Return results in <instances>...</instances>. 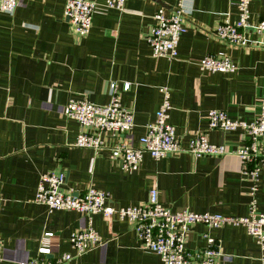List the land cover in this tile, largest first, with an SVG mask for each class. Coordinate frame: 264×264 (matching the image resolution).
<instances>
[{
	"label": "crops",
	"instance_id": "crops-1",
	"mask_svg": "<svg viewBox=\"0 0 264 264\" xmlns=\"http://www.w3.org/2000/svg\"><path fill=\"white\" fill-rule=\"evenodd\" d=\"M90 31L79 36L63 15L65 0H19L13 13L0 12V264H21L37 255L44 232L55 260L66 252L69 264H165L141 246L133 223L115 214H92V226L105 239L82 254L70 233L87 225L83 213L52 209L33 200L41 172L63 170L64 189L85 190L89 183L110 192L114 205H133L148 197L150 186L173 210L190 208L230 215L249 214L251 180L242 171L235 149L241 129H209L206 112L222 108L233 117L250 118L259 110L264 86V45H235L216 37L217 23L238 17L234 0H182L186 29L177 55L154 56L145 39L153 13L164 6L169 14L178 0H125L122 9L93 0ZM264 17V0L250 2V21ZM264 39V33L252 32ZM228 54L234 71L208 72L198 65L205 54ZM117 82L120 101L133 108L131 141L138 144L145 124L161 101L159 86L170 89L169 121L182 146L207 131L211 141L224 143L223 154L195 156L189 151L154 158L145 152L135 170H126L104 148L75 145L80 126L62 111L70 96L84 93L94 102H109V82ZM129 87L124 89L123 82ZM123 134L108 138L113 143ZM264 151V137L260 140ZM264 211V170L257 189ZM207 232L221 242L216 264H264V246L244 224L209 227L196 223L187 234L191 250L206 243Z\"/></svg>",
	"mask_w": 264,
	"mask_h": 264
},
{
	"label": "built area",
	"instance_id": "built-area-1",
	"mask_svg": "<svg viewBox=\"0 0 264 264\" xmlns=\"http://www.w3.org/2000/svg\"><path fill=\"white\" fill-rule=\"evenodd\" d=\"M252 0H234L238 7V17L225 18L217 23L213 34L235 45H264V39L254 37L252 32L264 33V17L257 22L250 21V2ZM125 0H104L106 7L122 9ZM19 0H0V12L13 13ZM93 0H65L63 15L69 29L85 36L90 31L95 9ZM182 0L166 14L164 6H159L153 13V23L145 33V39L154 56H166L173 59L177 55V45L181 33L186 29L183 16ZM198 65L208 72L234 71L238 63L228 54H205L198 58ZM130 83L123 82V88ZM161 101L154 117L145 124L144 132L138 138V144L131 141L130 132L134 125L133 108L123 104L117 92V82H109L110 100L106 103L91 101L86 94L70 96L62 106L63 113L77 120L80 130L74 144L87 146L95 152L107 148L109 156L121 163L126 170L138 168L145 152L158 158L173 152L186 150L195 156L202 154H223L228 151L224 143L209 139L207 131H199L191 138L188 146H182L169 121L172 106L170 89L159 86ZM259 110L250 118L233 117L222 108L207 110L209 129L224 131L241 129L243 141L235 149L241 158L242 171L252 184V197L249 202V214L230 215L212 211H195L190 208L173 210L163 204L158 197V189L150 186L146 200L133 205H114L110 192L89 183L85 190L73 192L64 189L66 174L63 170H46L40 173L33 200L45 204L49 210L73 209L84 214L87 225L76 228L69 235V241L77 254H82L94 246H99L105 239L92 226V214L101 213L105 218L116 215L129 219L137 232L141 246L157 253L165 264H216L222 254L221 242L207 232L202 233L206 243L191 250L186 246L187 234L196 223L209 227L226 224H244L248 231L264 246V211L258 207L256 196L262 171L264 170V151L260 140L264 137V86L258 100ZM123 134V138L109 143L108 138ZM4 198L0 195V205ZM44 232L40 239L37 255L21 261V264H69L72 254L64 253L55 260L46 257L50 248L48 236ZM2 239L0 236V260L2 259Z\"/></svg>",
	"mask_w": 264,
	"mask_h": 264
}]
</instances>
